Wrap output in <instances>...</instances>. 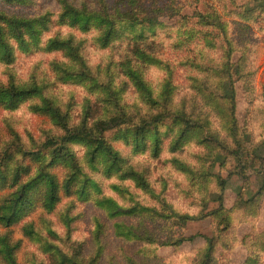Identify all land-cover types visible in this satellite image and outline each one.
<instances>
[{
    "label": "rangeland",
    "instance_id": "1",
    "mask_svg": "<svg viewBox=\"0 0 264 264\" xmlns=\"http://www.w3.org/2000/svg\"><path fill=\"white\" fill-rule=\"evenodd\" d=\"M11 20L29 25L23 45ZM0 38V87L35 89L17 108L0 107V201L14 192L16 166L31 167L25 180L36 171L15 145L36 152L61 135L32 110L42 101L74 125L145 121L105 134L115 167L87 143H68L80 169L72 196L60 190L47 213L34 192L10 228L22 243L17 264H264V0H0ZM49 170L60 185L72 173L62 159Z\"/></svg>",
    "mask_w": 264,
    "mask_h": 264
},
{
    "label": "trees",
    "instance_id": "2",
    "mask_svg": "<svg viewBox=\"0 0 264 264\" xmlns=\"http://www.w3.org/2000/svg\"><path fill=\"white\" fill-rule=\"evenodd\" d=\"M75 17H77V15H74L73 18ZM152 22L154 21L151 19H143L139 21V23L148 24H153ZM10 23L13 28L12 31L14 37L23 45L24 41L22 33H20V28L24 24L27 26L29 25L22 20H11ZM29 29L31 32H34L32 26H30ZM59 44L60 43L55 41H51L49 43L50 48L53 49L58 48ZM0 46L2 47L4 54L7 56V47L4 46L3 43H1ZM34 92L35 89H18L14 85L0 87V107L15 109L27 98L32 96ZM229 101L231 121L233 126H236L237 121L235 117L234 89L231 90ZM32 110L37 114L49 117L54 123V126L57 127L59 132H61V135L58 137H48L40 147L43 148V150H48L50 153L51 160L48 163H44L43 161L45 158L42 153L43 150L29 152L20 142L18 145H15V154L20 153L29 156L33 160L34 164H36V171L34 176L25 180V178L30 176L32 172L31 167L23 165L16 166L12 171L11 180L7 185L9 188L14 189V192H12L10 196L0 201V227L4 229V232L0 233V264H17L15 255L20 250L22 243L21 240H15L12 238L10 228L13 226V224L19 221L22 215L26 212V209L32 204L34 192H36L34 197L37 196L38 200L40 201L41 208L47 213L52 211L59 202L60 190H62L63 195L68 197L72 196L71 178L80 172V169L73 155L69 151L67 146L68 143H87L92 147L93 154L102 153L106 155L110 161V168L115 167L118 166L119 156L117 152L113 151V149L107 143L105 134L127 125H132L135 128H139L140 122L142 125L145 123L144 120L140 121L139 123H135L133 117L127 114H121L98 120L92 125H88L87 121H83L77 125L69 124L67 118L62 116L60 111L57 108H54L48 100L42 101L41 105L34 106ZM158 121V119H154L151 124L157 123ZM237 146L238 148L232 151V157L235 161L239 160V156L243 154V150L241 149L240 145L237 144ZM61 159L67 160L72 173L70 176H67L60 185L56 175L52 174L49 168L55 161ZM244 160L248 161V158L245 157ZM4 181H6V177H0V188H3L2 182ZM85 186V182H83L78 190L77 196L80 199L86 198ZM118 212L123 213L125 211L118 210ZM178 219L184 223L200 220V218L189 216H179ZM22 233L24 237L31 238L33 234L31 225L26 226ZM190 240H193V237L188 239H179L170 245H180ZM205 240L208 245L207 252L204 256V262L206 263L209 258H211L213 240L209 238H205Z\"/></svg>",
    "mask_w": 264,
    "mask_h": 264
}]
</instances>
